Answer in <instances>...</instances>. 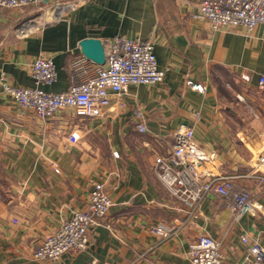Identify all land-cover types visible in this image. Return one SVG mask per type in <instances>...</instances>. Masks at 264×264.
<instances>
[{"label":"crops","instance_id":"crops-1","mask_svg":"<svg viewBox=\"0 0 264 264\" xmlns=\"http://www.w3.org/2000/svg\"><path fill=\"white\" fill-rule=\"evenodd\" d=\"M200 2L52 0L43 14L51 20L32 28H17L23 18L0 8V264H190L191 246L206 235L222 243L223 264H244V234L264 248V211L234 222L226 207L232 194H209L185 222L186 208L155 171V158L171 152L178 130L192 127L203 172L229 177L235 191H250L264 206V184L251 176L264 150V24L213 30L193 18ZM118 36L152 41L166 71L161 84L130 86L123 108L113 96L102 116L81 118L68 109L42 120L3 90V74L13 87H35L32 65L43 57L53 59L58 77L42 88L64 92L81 79L72 65L84 59L80 42L98 38L106 47ZM136 109L146 133L137 129ZM100 181L114 204L90 228L88 248L56 262L34 259L43 239L87 209ZM158 226L172 236L157 234Z\"/></svg>","mask_w":264,"mask_h":264},{"label":"built area","instance_id":"built-area-1","mask_svg":"<svg viewBox=\"0 0 264 264\" xmlns=\"http://www.w3.org/2000/svg\"><path fill=\"white\" fill-rule=\"evenodd\" d=\"M52 0H0V8L18 10L32 5H49ZM76 0H65L67 4ZM193 18L208 22L213 30L225 27H241L247 31L264 24V0H201ZM106 62L98 65L85 59H76L73 69L81 79L64 92H49L43 86H51L57 81V70L52 58H37L32 65V76L36 86L31 88L13 87L5 75L2 76L3 90L16 105L34 112L40 119L49 120L64 110H73L81 118L102 116L109 107L113 96L123 108V97L130 86L157 85L164 82L166 71L160 69L152 41L139 38H113L105 47ZM89 73H91L90 76ZM191 89L204 93L205 86L192 80L187 81ZM258 87L264 91V73L260 75ZM137 129L140 133L148 132L146 117L140 109L134 111ZM72 143L79 141V136H69ZM119 157L117 152L114 153ZM205 155L194 141V129L182 126L175 137L169 154L155 158V171L169 191L170 195L186 208L185 222L191 221L207 195L213 194L231 200L226 207L239 221L243 216L264 211L248 190L235 191L229 177H212L201 169ZM57 172H59L57 170ZM253 176L258 183L264 184V150L255 156ZM113 199L106 191L105 183L94 184L90 193L88 207L75 211L63 221L59 229L47 236L35 249L36 260L59 261L64 255L86 250L90 244L89 230L103 219L113 206ZM163 238L172 236L170 230L163 227L153 229ZM241 241L247 246L244 264H264V248L258 240H250L246 234ZM190 264H223L225 254L222 243L206 235L191 246Z\"/></svg>","mask_w":264,"mask_h":264},{"label":"rangeland","instance_id":"rangeland-1","mask_svg":"<svg viewBox=\"0 0 264 264\" xmlns=\"http://www.w3.org/2000/svg\"><path fill=\"white\" fill-rule=\"evenodd\" d=\"M49 11L47 9V5L41 4V5H32L28 6L26 8L15 10L18 18H23L18 21L16 27L17 28H24V27H34V23H39L42 25H45L48 23L51 19L50 17H43V14Z\"/></svg>","mask_w":264,"mask_h":264},{"label":"water","instance_id":"water-1","mask_svg":"<svg viewBox=\"0 0 264 264\" xmlns=\"http://www.w3.org/2000/svg\"><path fill=\"white\" fill-rule=\"evenodd\" d=\"M79 46L84 59L98 65L105 64L106 54L102 40L98 38H86L80 42Z\"/></svg>","mask_w":264,"mask_h":264}]
</instances>
